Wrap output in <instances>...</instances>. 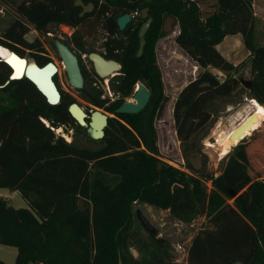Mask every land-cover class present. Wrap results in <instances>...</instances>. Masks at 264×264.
<instances>
[{"label": "trees", "instance_id": "trees-1", "mask_svg": "<svg viewBox=\"0 0 264 264\" xmlns=\"http://www.w3.org/2000/svg\"><path fill=\"white\" fill-rule=\"evenodd\" d=\"M157 5L143 54L134 50L118 57L124 74L114 90L120 96L110 101L100 89L79 88L84 100L110 114L104 137L89 135L94 146L67 141L53 129H89L71 115L77 99L61 88L58 76L62 99L51 105L26 76L11 79L0 57V85H5L0 88V188L19 190L29 205L17 208L0 196V242L18 251L15 262L5 264H264V178L250 172L249 142L243 138L230 150L218 175L191 161L197 133L244 90L236 76L244 61L236 65L217 48L227 35L242 34L251 59L247 92L264 105V44H256L253 0H214L206 15L197 0H157ZM18 7L20 16L2 32L0 44L24 57L30 50L40 65L52 58L43 55L40 39L27 40L29 24L41 33L50 23L76 25L83 19L75 0H24ZM164 12L178 20L176 42L201 69L173 107L185 169L158 157L153 128L155 114L168 100L155 51L164 36ZM210 66L226 72L225 78ZM138 81L152 92L148 104L136 114L118 113ZM134 202L169 210L183 222L205 215L213 228L195 235L187 262L176 261L164 244L134 227L139 219Z\"/></svg>", "mask_w": 264, "mask_h": 264}, {"label": "rangeland", "instance_id": "rangeland-1", "mask_svg": "<svg viewBox=\"0 0 264 264\" xmlns=\"http://www.w3.org/2000/svg\"><path fill=\"white\" fill-rule=\"evenodd\" d=\"M23 1L24 0H0V36L14 19L20 16L18 5ZM197 2L203 15L214 10V0H197ZM253 8L255 13L256 44H264V0H253ZM173 25L174 31L164 34L157 42V62L162 73V81L168 100L162 112L160 114H155L153 128L157 134L156 145L158 148V157L173 166L185 169L186 161L183 157L180 140L175 130L173 107L179 91L189 81L196 78L201 69L177 44L176 36L180 27L179 23ZM55 30L58 36L65 38L68 29L55 26ZM26 38L29 41H33L37 38L40 40L44 39L41 33L31 24H29V31L26 34ZM50 40L51 39L45 41L48 43ZM49 47L51 48L50 45ZM217 48L227 59L236 65L244 61L239 72L236 73V76L242 81L244 90L236 95L231 100L230 104L222 105L218 115L214 116L196 135L198 148L197 151L192 154L191 161L196 168L215 175L221 173L227 162V154L222 156L221 148L216 144L219 132L221 130L228 131L233 125L242 121L253 110L250 103L251 97L247 92V86L252 79L251 59L249 57L250 51L244 43L242 34L227 35L224 40L217 45ZM49 54H51L52 59L56 61L60 67L57 80L61 88L66 92L77 93L75 87L70 82L63 61L54 53L53 49ZM24 55L29 61H35V57L30 50L27 49ZM209 69L218 74L221 79L226 76V72L217 67L210 66ZM109 79L111 78L109 77L106 80L109 82ZM113 93L112 91V94ZM129 99H132V97L127 100ZM77 100L80 101L85 109L89 108L88 110L90 111L94 109L91 108L86 101L80 98H77ZM62 134L67 141L73 140L82 146H94V144L88 140L89 135H92L91 128L81 133L76 132L74 129H68V131H66L64 128ZM67 136H70V140ZM244 139L249 142L248 151L250 169L252 170L250 172L254 173V178H264V120L258 128L253 130L252 133ZM208 142L215 145L210 146ZM208 185L210 186V182ZM0 196L8 198L10 204L14 207L27 208L29 206L27 200L22 196L19 190L1 187ZM133 210L136 214L137 211L140 210L153 226V231L149 232L139 219L135 220L134 227L139 230L140 234L145 238L152 236L155 240L161 242L168 248L178 251V254L173 256V259L180 262H187L188 250L195 235L201 229L213 228L209 218L205 215L196 217L192 222H183L173 217L169 210L158 209L146 203L134 202ZM17 252V247L5 245L0 242V264L15 262ZM132 252L136 256L141 254L138 248H132Z\"/></svg>", "mask_w": 264, "mask_h": 264}, {"label": "flooded vegetation", "instance_id": "flooded-vegetation-1", "mask_svg": "<svg viewBox=\"0 0 264 264\" xmlns=\"http://www.w3.org/2000/svg\"><path fill=\"white\" fill-rule=\"evenodd\" d=\"M83 2L86 5L92 3L93 8L91 10H87L83 15H81L84 7L77 5L80 6L79 14L83 18L78 24L71 25L67 23H50L47 25L46 29L41 32V35L44 37V39L41 40L44 47V51L42 53L43 55L52 58L49 52H51L53 49L54 53L57 54V56L63 61L65 65L64 58L57 46V42L60 41L66 45V47L77 57L83 77V84L81 87H76L72 84L75 87L77 93H69L76 99L80 98L81 100H84L81 97L79 88L86 86L102 90V98L114 101L120 96V94L114 90V85L119 82L120 76L124 74L123 63L118 57H122L126 53L131 54L134 50L136 51L137 56H141L143 54L145 47L148 44V31L151 25L154 23L155 16L157 14V0H83ZM126 13L129 14L131 18L126 24L125 28L121 29L117 20L119 16ZM170 16L172 15L168 12H164L162 15L161 28L164 34H166L164 31L165 23ZM150 18L151 23L145 33V44L143 46L142 53L139 55L142 40L140 31L144 23H146ZM54 25L68 29L66 31L65 38L58 36ZM48 39L51 40L47 43L45 40ZM49 45L52 49L49 47ZM151 48L152 46L150 44L148 49L150 50ZM156 50L157 42L155 44V51ZM91 53H97L106 60L117 61L120 64V69L118 71L111 72L107 76H100L96 70L95 62L90 58ZM52 61L56 64L59 72L60 67L58 66L57 62L53 59ZM66 71L68 73L67 68ZM109 77L111 79H109L108 82L106 79ZM138 82L134 86L131 96L132 98L139 88ZM112 91L114 92L113 94ZM128 98L130 97H127V99ZM77 102L81 105L80 101L77 100ZM87 103L91 108H98L92 103ZM88 109L89 108H87L86 111L90 112Z\"/></svg>", "mask_w": 264, "mask_h": 264}, {"label": "water", "instance_id": "water-1", "mask_svg": "<svg viewBox=\"0 0 264 264\" xmlns=\"http://www.w3.org/2000/svg\"><path fill=\"white\" fill-rule=\"evenodd\" d=\"M75 5H81L84 7L81 15L84 14L87 10H91L93 8V4L89 3L86 5L83 0H75ZM129 14H123L118 17V24L121 29L125 28L126 24L130 21ZM151 23V18L144 23L141 28L140 35L142 37L141 46L139 50V55L142 53L143 46L145 44V33L148 30ZM178 23V20L175 17L170 16L165 23L164 31L165 33L173 32L174 25ZM0 46H5L0 44ZM57 46L59 48L60 53L64 58V62L66 68L68 70L69 78L72 84L76 87H81L83 84V77L80 71V67L78 64L77 57L60 41L57 42ZM7 47V46H5ZM9 48V47H7ZM10 49V48H9ZM16 51L12 50L11 55H16ZM18 54V53H17ZM17 56V55H16ZM24 57V56H22ZM10 67L11 79H18L19 76H16V69L11 64L8 57H1ZM27 60V57H24ZM90 58L95 62L96 70L100 76H107L113 71H118L120 69V64L115 60H106L104 57L97 53H91ZM29 60V59H28ZM58 68L53 61H49L44 65H40L35 61L25 62L24 65V73L23 75L30 79L38 88V90L46 97L47 102L51 105H57L62 99V92L60 91L56 81L55 76L57 75ZM13 76V77H12ZM9 80L6 82V84ZM5 85H0V88ZM138 90L135 92L132 99L124 101L116 111L118 113H128V114H136L141 112L146 105L148 104L152 92L151 90L143 83L138 82ZM69 111L76 122L82 126H89L92 129V136L95 139H101L105 135V128L108 125V120L110 114L106 113L103 109L96 108L87 112L84 107H82L78 102H74L70 105ZM249 120H247L248 122ZM246 122V123H247ZM49 125V123L47 122ZM191 124V120L188 121L187 126ZM245 125V124H244ZM242 127V126H240ZM60 128V130H58ZM58 129L53 128L57 131V133L63 132V127H59ZM137 215L139 220L142 222L143 226L149 231H153V226L150 221L144 216V214L138 210ZM168 252L175 256L177 255L176 250H172L165 246ZM235 264H245L242 261H236Z\"/></svg>", "mask_w": 264, "mask_h": 264}, {"label": "bare ground", "instance_id": "bare-ground-1", "mask_svg": "<svg viewBox=\"0 0 264 264\" xmlns=\"http://www.w3.org/2000/svg\"><path fill=\"white\" fill-rule=\"evenodd\" d=\"M11 51L12 49L0 46V57L5 58L10 56L9 60L16 69V76H21L24 73L25 62L28 63L29 60H21L18 56L11 55ZM250 103L253 110L248 114V116H246L239 123L233 125V127H231L228 131L221 130L219 132L216 144L220 146L222 156L228 154L233 146L237 145L243 138L249 136L252 131L258 128L264 120V105L255 98H251ZM247 120L249 121L247 122ZM58 130H60V128ZM67 138L70 140V136H67ZM209 145L214 146L215 144L209 143Z\"/></svg>", "mask_w": 264, "mask_h": 264}, {"label": "crops", "instance_id": "crops-1", "mask_svg": "<svg viewBox=\"0 0 264 264\" xmlns=\"http://www.w3.org/2000/svg\"><path fill=\"white\" fill-rule=\"evenodd\" d=\"M6 198V197H5Z\"/></svg>", "mask_w": 264, "mask_h": 264}]
</instances>
